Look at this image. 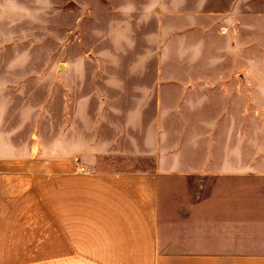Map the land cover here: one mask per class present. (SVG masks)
Returning a JSON list of instances; mask_svg holds the SVG:
<instances>
[{"label":"rangeland","instance_id":"1","mask_svg":"<svg viewBox=\"0 0 264 264\" xmlns=\"http://www.w3.org/2000/svg\"><path fill=\"white\" fill-rule=\"evenodd\" d=\"M0 127L37 178L251 165L264 0H0Z\"/></svg>","mask_w":264,"mask_h":264},{"label":"crops","instance_id":"2","mask_svg":"<svg viewBox=\"0 0 264 264\" xmlns=\"http://www.w3.org/2000/svg\"><path fill=\"white\" fill-rule=\"evenodd\" d=\"M4 135L0 127V264H264L260 146L251 165L212 159L203 176L37 178L6 157ZM179 179L208 185L176 190Z\"/></svg>","mask_w":264,"mask_h":264},{"label":"built area","instance_id":"3","mask_svg":"<svg viewBox=\"0 0 264 264\" xmlns=\"http://www.w3.org/2000/svg\"><path fill=\"white\" fill-rule=\"evenodd\" d=\"M81 171H83V172H88V171H85V170H81Z\"/></svg>","mask_w":264,"mask_h":264}]
</instances>
